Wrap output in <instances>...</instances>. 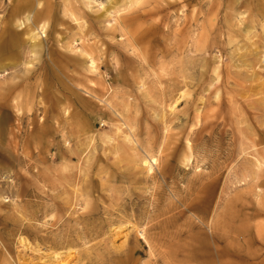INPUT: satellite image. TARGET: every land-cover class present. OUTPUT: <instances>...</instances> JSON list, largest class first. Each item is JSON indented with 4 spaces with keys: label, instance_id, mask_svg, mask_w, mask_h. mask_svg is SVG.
Returning a JSON list of instances; mask_svg holds the SVG:
<instances>
[{
    "label": "rangeland",
    "instance_id": "obj_1",
    "mask_svg": "<svg viewBox=\"0 0 264 264\" xmlns=\"http://www.w3.org/2000/svg\"><path fill=\"white\" fill-rule=\"evenodd\" d=\"M32 1L36 5L32 18L26 24L28 27L21 29L18 25L24 23L27 16V11L20 8L21 0H0V42L10 37L2 32V26L18 33L21 41L27 38V29L36 24L46 36L44 50L37 56L27 55L30 49L25 44L13 55L0 58V65H4L8 73L0 70V86L11 82L12 87H16L8 101L11 105L20 104L21 108L20 113L12 108L0 112V200L7 199L0 203V264H78L79 259L81 264L88 263L82 248L72 251H79L81 256L71 263L56 260L55 254H62L64 260L69 251H48V245L36 235H47L49 230L44 224L63 217L64 221L69 215L70 218L101 215L109 207L108 203L114 201L112 189L115 188L120 190V202L134 198L153 202L156 198L162 207L171 208L170 218L181 213L180 220L170 219L169 231L187 230L189 225L194 228L180 239L169 242L166 248L171 249L178 242H190L193 237L191 250L198 248L200 257L195 264H217L204 262L209 253L206 247L212 251L216 247L227 248L232 255L226 261L232 264H243L238 258L239 248L243 249L241 255H257L260 257L257 262L263 261L262 243L250 240V244L235 245L232 231L245 220L250 226L249 237L254 239L260 235L264 239V164L261 168L246 169L255 161L256 153L248 149L247 141L240 135L242 127L248 125L260 131L264 128L259 124L264 116L257 115L260 113L258 103L264 101V66L255 69L246 90L236 87L232 79L231 87L220 91L219 101L214 99L216 89L206 90L204 94L211 98V106L198 105L204 108L203 113L213 118L201 122L197 111L193 110V103L198 102L202 92L213 82L214 66L207 73L199 68L188 71L199 82H194L196 86L188 90L192 95L189 101L198 98L188 105L181 98L186 91H177L173 99L171 93L164 91L168 66L177 79L180 75L178 65H171L168 59H129L133 57L128 52L133 49L127 48L128 40L135 42L134 39L143 33L150 34L155 24L163 27L166 13L159 5L165 0H139L130 12L119 13L114 31L105 23L96 25L93 18L102 13L101 3L106 0L88 2L87 6L81 0ZM129 6L126 3L122 8ZM44 9H52L51 15L34 22V15ZM151 9L152 14L145 16ZM122 15H130L133 19L140 16L141 19L131 20L124 32L121 30ZM83 26L84 32H81ZM88 26L93 29L86 30ZM164 38L150 34L143 42H135V49L140 53L143 49L163 48ZM86 49L95 58V70H91V59L82 56ZM56 53L58 56L54 58ZM224 63L222 73L226 76L228 60ZM121 72L126 82L122 81ZM140 79L147 87L144 92L138 89ZM83 83L93 86L92 90L82 87ZM1 87L0 98L4 93ZM231 95H239L234 111L229 106ZM175 100L176 104L172 105ZM239 109L248 118L243 119V126ZM87 131L94 134L96 150L90 146L81 155L77 148L90 136ZM261 135L252 138L261 140L259 158L264 156ZM107 136L116 143L126 142V137L134 144L139 142L141 154L161 161L160 169H156L158 179L135 178L133 171L121 173L119 166L127 165L128 159H117L110 153V145L102 142ZM167 143L171 144L164 147ZM120 174L131 175V178L117 181ZM207 184L216 188L210 205ZM78 186L79 198L74 197V188ZM221 191L220 207L214 215V204ZM161 192L164 195L156 194ZM179 196L182 204L177 203ZM76 201L79 205L72 206ZM116 204L114 201L115 208ZM117 227L110 226L91 245L111 240L108 246L119 248L127 239L125 234H135L134 229ZM211 228L212 233L209 232ZM118 231L121 235H114ZM204 236L209 238L206 244L202 241ZM218 236L226 237L225 242L217 241ZM188 250L184 247L179 255H187ZM100 255V250L90 252L93 259ZM149 261V256H144L140 264Z\"/></svg>",
    "mask_w": 264,
    "mask_h": 264
},
{
    "label": "bare ground",
    "instance_id": "obj_2",
    "mask_svg": "<svg viewBox=\"0 0 264 264\" xmlns=\"http://www.w3.org/2000/svg\"><path fill=\"white\" fill-rule=\"evenodd\" d=\"M81 1L85 6L88 5V2H95V0ZM123 2L124 0H106L105 3H101V9L103 11L93 17L96 21L95 24L101 25L105 23L109 26L110 30H116L114 24H118L119 19L117 18L119 13L122 11L130 12L133 5L138 4L139 0H126V3H129L131 6L125 8H122L126 5V3L124 4ZM40 5L39 2V6ZM35 7L36 5L32 0H21L20 8L23 11H27V16L25 17L26 22L24 21V23L18 25L19 28L22 29L24 26L28 27L26 24L31 20V14ZM159 7L160 10L166 13V21L163 27H161L160 24H155L154 27L150 29V34L151 37L155 38L164 36V47H156V49L152 50L143 49V51L137 53L135 49L137 45L135 42H143L150 35L149 33H143L141 36L134 39L135 42L128 40V44H126L127 48L130 50L133 49L128 52L133 57L129 59H168L171 65H178L180 75L177 79H174V75L170 72V65L168 64L169 66L166 72L168 81L166 82L167 85L164 91L171 93L172 99L177 91H186H183L184 94L181 98L185 99L188 105L198 99L196 98L193 101H189L192 95L188 90L196 86L194 82L199 83L193 75L188 74V71L193 72V70L199 68L202 72L207 73L208 70L214 66L212 70L214 74L213 82L202 92L203 95L199 97L198 102L196 101L193 103V110L197 111L196 116L198 120L206 122L213 118L211 114L207 112L203 113L204 108L199 107L200 104H203L204 107L211 106V98L204 94L206 90L212 91V89H216L214 99L218 101L220 99V91L225 87H231L232 83H230V79L234 81L236 87L246 90V84L248 81L251 83L255 69L259 65L258 69L264 66V0H165L164 3H160ZM51 10L44 9V12H38L37 15H34L33 21L40 22L42 19L47 18L51 15ZM152 12L153 10L151 9L147 11L146 15L143 12V15H151ZM134 19L140 20L141 17L137 16ZM134 19L130 15H122L120 17V20L123 22V28H121V30L125 32L130 26L131 20ZM2 28V32L10 35V37L0 42V58L13 55L16 50L24 47L25 44L30 49V51H27V55L32 54L37 56L44 50V38L46 36L41 33L42 31H39V26L37 24L34 28L27 29V38L23 39V41L20 40L18 33L13 32L10 27L2 26ZM21 29L19 31H21ZM44 29L45 27H43V30ZM90 29H93V27H86V30ZM80 31L84 32V26L80 28ZM150 51L153 52L150 53ZM83 53H85L82 55L85 59H91V70H95V58L93 54L88 52V49ZM53 56L55 58L58 54L56 53ZM225 60H228V73L226 76L222 73ZM80 65H82V63H80ZM64 67L65 66H63L62 69H64ZM5 69L6 67L4 65H0V70L8 75ZM249 72H251L250 77H248ZM120 75L122 81L126 82L127 80L125 79L127 78L123 76L122 72ZM223 78H226L225 82L223 85H220ZM137 82L139 83V91L144 92L147 87L143 80L140 79ZM87 83L80 85L92 90L93 86L90 87ZM86 85H88V87ZM19 87L21 86L18 85V88ZM200 87L201 85L199 88ZM14 89H16V87H12L11 82L2 84L1 90H4V93L2 94L3 97L0 98L2 100H0V112L2 109L7 110L12 108L20 113V104L11 105L8 101L10 93L13 92L12 90ZM232 91H235V89L232 88ZM238 96L239 95H231L229 97V106L233 111L235 107L237 109ZM176 102L177 100H175L172 105H175ZM258 106L260 113L257 115L264 116V101L262 103L259 102ZM109 108L111 109V107H108V109ZM239 119L242 121L241 125L244 123V120L248 119L245 117V112L241 109H239ZM6 121H8L7 118L5 119V122ZM259 124L264 125V120L259 121ZM250 126L251 125H248L246 128L242 127V130H240L241 138H245L248 143V149H253L252 151L256 153L254 156L255 161L246 168L247 170H251L252 166L261 168L264 164V156L261 158L257 157L261 140L257 138L252 139L261 134L262 139H264V128L260 131ZM86 134L90 136L86 137V139L82 141V144L80 143L79 148H77L80 150L79 153L81 155H84L90 146H92L93 151L96 150L94 134L88 131ZM106 138L107 140H102V142L110 145V153L114 154L115 158L121 159V157H126L128 159L127 165L123 167L119 166L121 173L133 171L135 172V178L139 176L141 179H146L147 181L158 179L159 175L156 169H160L161 166L158 164H161V161H158L156 157L148 156V154H141L139 150L142 145H139V142L134 144L126 137V140L128 139L126 142L116 143L113 138L109 136ZM169 144L171 143L165 144L164 147H168ZM149 146L150 145L146 147ZM243 146H245V144H243ZM244 153H246V150H244ZM116 165L118 166L117 163ZM81 174H84L82 170ZM141 175L146 177L143 178ZM123 178L129 180L131 175L127 176L120 174L117 181H121ZM106 186L109 185L106 184ZM206 186L208 188V204L210 205L215 197L214 192L216 188L215 185L207 184ZM112 190V192H114L112 196L114 201L117 202V208H115L114 201H111V203H108L109 207L105 208L101 215H83L77 218H70L69 215L64 221L63 217L54 223L44 224V227H47L49 233L45 236L36 235V237L38 240L43 241L45 245H48V251H55L54 253L63 250L69 251L64 260L61 258L62 254H55L56 260L62 263L66 261L71 263L81 256L79 251H72L77 248H82L83 251H85V258L88 260V263L85 264H100V261L105 260L106 261L102 264H140V259L144 256H149L150 261L147 264H195V262H199V249H195L197 252L191 250L193 242L195 241L193 237L190 238V242H185V244L178 242L175 243L173 248H166L169 242L180 239L186 231L194 228L193 225H189L187 230L176 228L174 232L169 231L168 225L171 223L170 219L174 218L177 221L180 220V218H182L181 213H177L170 218L168 214L171 208L162 207L161 204L157 203L156 198L153 202H150V200H141L139 198L131 200L123 199L122 202H120L121 199L118 195L120 190L118 188ZM78 193L79 186L78 188H74V197L79 198L80 195H78ZM163 193L156 194L162 196ZM178 198L177 203L182 204L180 196ZM221 199L222 191L217 201H215L213 209L214 215L220 207ZM6 200V198H2L0 203L7 202ZM77 201L76 203L73 202L72 206H74V204L79 205ZM177 208L178 205H175V209ZM227 214L226 212L224 217H226ZM103 215L107 217H103ZM207 218L208 216L206 215L204 219L206 220ZM97 221L100 223L97 226H93ZM113 225L118 226L117 229L123 227L134 229L135 234H125L127 239L119 248L109 247L108 245L111 244V240H105L104 243L91 245V242L103 236L105 230ZM249 229V224L244 220L241 226L233 229L232 242L235 245H247L250 240H258L262 243V247H264V239L260 238V235L254 239L249 237ZM25 232L30 233L28 230ZM209 232H213L212 228L209 229ZM114 235L120 236L121 233L118 231L115 232ZM225 238L226 237L222 238L218 236L217 241L221 243L225 242ZM202 241L206 244L209 238L204 236ZM146 247H148V251H146ZM184 247L189 249L188 254L180 256L179 252H183ZM98 250L102 252L99 258L93 259L90 257V252L93 253ZM206 250L209 253L207 254L206 261H204L205 263L215 262L217 264H232L230 260L226 261V258L232 255L227 248L216 247L214 251H212L210 248L206 247ZM242 250L241 248L238 249V258L241 259L240 263L247 264L251 261V264H264V260L257 262L260 258L257 255H249V257H247V255H241L240 252ZM77 263L81 264V260L79 259Z\"/></svg>",
    "mask_w": 264,
    "mask_h": 264
}]
</instances>
